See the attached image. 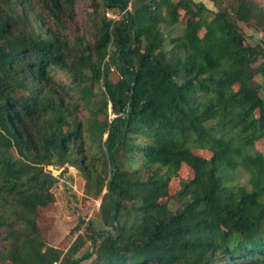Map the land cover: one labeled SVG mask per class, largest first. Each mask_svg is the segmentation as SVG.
<instances>
[{
  "label": "trees",
  "instance_id": "16d2710c",
  "mask_svg": "<svg viewBox=\"0 0 264 264\" xmlns=\"http://www.w3.org/2000/svg\"><path fill=\"white\" fill-rule=\"evenodd\" d=\"M209 1L0 0V264H264V0ZM66 165L112 233L65 249Z\"/></svg>",
  "mask_w": 264,
  "mask_h": 264
},
{
  "label": "rangeland",
  "instance_id": "374dc122",
  "mask_svg": "<svg viewBox=\"0 0 264 264\" xmlns=\"http://www.w3.org/2000/svg\"><path fill=\"white\" fill-rule=\"evenodd\" d=\"M203 2L207 7L215 9L212 2L209 0H195ZM89 0H75L76 19L79 20L81 25L86 24V12H88ZM111 12V10H106ZM118 15V14H117ZM74 25V23H72ZM246 40L249 43L256 41L264 42V33L254 27L248 26L244 23H239ZM84 32V29H83ZM116 72L112 74L113 79H117ZM109 116L113 117L109 111ZM258 147L264 152V142L258 144ZM195 152L201 156H209L206 150L195 149ZM66 171L61 173L62 168L54 167L53 171L57 177V182L54 187L55 201L52 206L46 211V239L50 246L65 247V249L75 240V238L84 232L86 223L92 222L96 229H111L103 225L99 215V205L102 201L101 197L93 198L87 196L84 192V178L80 175L78 170L71 166L66 165ZM60 169V170H59ZM61 173V174H60ZM192 176L191 170L185 164H181L176 177L172 178L169 183V192L173 194L182 179ZM247 176L241 172L239 182L246 183ZM105 192V190H104ZM178 201H170L169 206L175 209L178 206ZM81 221H84L81 222ZM89 242L77 254L88 250ZM90 259H84L79 264H90Z\"/></svg>",
  "mask_w": 264,
  "mask_h": 264
},
{
  "label": "built area",
  "instance_id": "2783aa9c",
  "mask_svg": "<svg viewBox=\"0 0 264 264\" xmlns=\"http://www.w3.org/2000/svg\"><path fill=\"white\" fill-rule=\"evenodd\" d=\"M106 16L110 19H117L118 18V15L115 14V13H112V12H106ZM113 115V114H112Z\"/></svg>",
  "mask_w": 264,
  "mask_h": 264
}]
</instances>
